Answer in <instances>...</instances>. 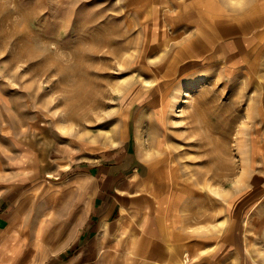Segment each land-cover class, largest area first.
Instances as JSON below:
<instances>
[{"label":"rangeland","instance_id":"374dc122","mask_svg":"<svg viewBox=\"0 0 264 264\" xmlns=\"http://www.w3.org/2000/svg\"><path fill=\"white\" fill-rule=\"evenodd\" d=\"M207 1L0 0V200L22 213L0 264L65 254L96 194L87 170L126 145L154 171V199L167 196L155 206L170 264H210L219 240L247 260L217 264H264V1L214 0L258 32L253 53L231 58L230 38L197 55L188 41L202 37L166 34L167 15L199 21Z\"/></svg>","mask_w":264,"mask_h":264},{"label":"crops","instance_id":"0c3cea01","mask_svg":"<svg viewBox=\"0 0 264 264\" xmlns=\"http://www.w3.org/2000/svg\"><path fill=\"white\" fill-rule=\"evenodd\" d=\"M210 3L217 5H208L206 9L209 7L213 10L205 11L203 17H199V21L192 16L186 17L183 8L179 13L181 15L171 17L167 15L166 34L176 30L184 33L191 31L190 34H229L232 36L230 39L238 38L237 34H245L246 38L251 37L254 40V36L251 34H258V32L253 31V21H246L245 31H243L239 26L237 15L233 14L231 8H223L219 1ZM220 9H230V14L227 13L226 16L223 14L224 12H220ZM241 40L243 39L241 38L239 43ZM133 150L132 146L126 145L119 158L97 167L95 177L89 171L93 169V166L87 170L88 176L92 179L96 178L94 183L96 194L90 200L87 210L82 214L71 247L59 259H55L49 264H127L129 261L134 264H170L174 262L173 255L166 251L167 248H170L167 242L169 243L171 240L166 239L165 224L161 214L163 206H155L158 200L162 201L167 196L158 197L155 202L156 199L152 195L157 193L154 189L158 180L154 171L145 162L139 160L137 156L134 158L133 155L136 153L134 152L132 155ZM129 151L131 157L125 158L127 154H130ZM121 206L127 210V222L122 226L114 225L122 216ZM9 208L6 200H0V229L7 228L9 222L11 226L10 231L0 241V260L6 254V249L12 240L16 238L13 243L18 245L19 239H21L13 229V223L17 217H22V213L21 211H8ZM132 220L135 221V225L131 224ZM104 224L109 225L106 235L103 234ZM131 225L133 228L130 227ZM173 228L174 226L169 227V231ZM157 232L164 238L166 246L151 240L153 234ZM127 236V243H125ZM116 237L118 238L117 242ZM219 243L220 240L216 242V245L213 243L208 248L213 252L210 254L213 256L209 259L210 264L223 261L221 258L224 256L229 257L224 262L237 259V262L240 263L247 260L246 256L240 255L239 257L238 246L233 241L222 247ZM120 244L124 258L116 256L113 252V248ZM25 252L26 255L21 261L27 263V249ZM11 257L12 255L9 257V261H13ZM259 257L261 258V256ZM182 258L181 260H183ZM186 260L188 264V259ZM177 263L179 264V262Z\"/></svg>","mask_w":264,"mask_h":264},{"label":"bare ground","instance_id":"6f19581e","mask_svg":"<svg viewBox=\"0 0 264 264\" xmlns=\"http://www.w3.org/2000/svg\"><path fill=\"white\" fill-rule=\"evenodd\" d=\"M190 1V3H193V2H196V1H200V0H189ZM204 1V0H203ZM262 1H264V0H262ZM210 2H214V0H209V1H207L205 4H203V6H201V12H200V10H196L199 14L200 13H204L205 11L207 12V11H210L211 9L208 7L207 9H206V7L208 6V5H213V3H210ZM260 6H261V10H264V3H262V4H260ZM204 8V9H203ZM152 12V11H151ZM151 12H150V15H151ZM220 12H224L223 14L224 15H226L227 16V11H225V10H221ZM229 12V11H228ZM156 13V12H155ZM196 13V12H195ZM197 14V13H196ZM228 14H230V13H228ZM242 30L243 31H245V27H242ZM195 36H197V38H199V36L200 37H202L203 38V41H199L198 39H196V38H194V39H191L190 41H188V48H189V50H191L192 51V53L193 54H197V55H200L201 53L199 52V48L201 47V46H199L198 44L200 43V42H204L205 43V45H206V47L207 46H211V45H213V43L216 41V39L217 38H219V39H229V38H231L232 36H230L229 34H194V37ZM226 36H229V37H226ZM242 39L243 40H241V43H239L240 42V40H238L239 42H237V40L236 39H232V40H230V41H227V42H223V44H225L224 45V47H225V53H228V54H230V56H229V58H231V57H233V56H235L236 54H245V56H249L251 53H253L254 52V47H255V45L256 44H258L259 42H257V43H255L254 42V40H253V38H251V37H249V38H246L245 37V35L242 37ZM260 39V38H259ZM262 44V43H261ZM240 45V46H239ZM221 46H222V44L220 45V48H221ZM213 48V47H212ZM239 48L240 49H242V51H239ZM201 49H203V47L201 48ZM258 49L260 50V47H258ZM231 51H232V53H231ZM207 52V51H206ZM259 53H258V56H259V54H260V52H262V50L261 51H258ZM261 85H262V81H261ZM126 214H127V211L126 210H123L122 211V216H121V218L118 220V221H116L115 223L118 225H120L123 221H124V218H126L125 216H126ZM248 219V218H247ZM246 219V221H245V223H243L244 225H246L247 223H248V221H250L249 219L247 220ZM235 225H237V223H235ZM108 229V225L107 224H104V232H106V230ZM104 235H105V233H104ZM133 237V236H132ZM117 240V239H116ZM184 262H185V259L184 260H182V261H180L179 262V264H184Z\"/></svg>","mask_w":264,"mask_h":264}]
</instances>
